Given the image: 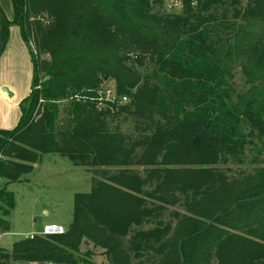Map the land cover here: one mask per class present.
<instances>
[{
	"label": "trees",
	"instance_id": "1",
	"mask_svg": "<svg viewBox=\"0 0 264 264\" xmlns=\"http://www.w3.org/2000/svg\"><path fill=\"white\" fill-rule=\"evenodd\" d=\"M11 4L0 53L17 26L32 79L17 124L0 128V231L15 205L6 183L42 155L92 183L73 194L64 233L0 248V264H97L96 250L103 264H264V166L240 178L213 169L264 143V104L228 82L233 58L264 67V0H181L179 13L157 10L163 0ZM107 79L118 100L99 109Z\"/></svg>",
	"mask_w": 264,
	"mask_h": 264
},
{
	"label": "rangeland",
	"instance_id": "2",
	"mask_svg": "<svg viewBox=\"0 0 264 264\" xmlns=\"http://www.w3.org/2000/svg\"><path fill=\"white\" fill-rule=\"evenodd\" d=\"M180 8L181 0H163L162 7L157 10L163 13H179ZM0 9L8 19L10 17L5 11H8L12 18L11 0H0ZM11 28L17 29L22 41L19 28L15 25L11 26L8 41L0 53V84L9 90L8 85H10L15 90H11V101L0 97V116L8 118L6 125H10L9 120L14 121L19 111L17 106L28 94L32 79V62L26 44L22 41L25 54L18 52L14 44L9 46ZM8 46L11 48L8 49ZM31 47L34 51L32 42ZM233 57L234 55L231 54L229 59L232 60ZM244 62L243 60L238 62L233 58L228 82L234 89V93L249 94L250 97H255L261 104H264V67L259 66L252 59ZM152 69L153 66H147L139 70L142 73H150ZM39 78L42 80L44 77L40 74ZM106 90L115 93L114 80L103 81L98 93L103 94ZM120 126L124 133H133L132 121L122 122ZM245 155L246 157L240 164L231 161L227 164L216 162L213 163V169L228 178H240L249 174L253 169L264 166V143L249 146ZM24 176L26 182H16L17 184L14 183L8 188L13 192L15 205L8 216L9 230L0 231V248L9 249L13 242L25 235L39 233L46 224H59L67 230L72 220L73 194L88 192L92 183V174L89 171L74 166L69 159L57 154L44 156L43 161L37 167H32V170ZM175 209L182 210L179 206L169 207L165 214L166 218L168 212ZM86 248L88 245L81 246L82 251ZM95 252L92 260L97 264H103L102 255L97 250Z\"/></svg>",
	"mask_w": 264,
	"mask_h": 264
},
{
	"label": "crops",
	"instance_id": "3",
	"mask_svg": "<svg viewBox=\"0 0 264 264\" xmlns=\"http://www.w3.org/2000/svg\"><path fill=\"white\" fill-rule=\"evenodd\" d=\"M5 13H6V15L8 16V17H10V19H11V16L9 15V13H8V11H5ZM12 16H13V10H12ZM21 37V36H20ZM22 39V38H21ZM23 41V40H22ZM21 40H20V38H19V34H18V31H17V29L16 28H11V36H10V40H9V46H11L12 44H14L15 46H16V48H17V50H18V52H21L22 54H25L26 52H25V46L23 45V42H22ZM8 46V49L9 48H11V47H9ZM4 85V84H3ZM9 87H10V90L9 89H7L9 92H10V94H11V96H9V94L6 92V91H4V87L2 86V84H0V97H2L3 99H5L6 101L8 100V101H11L12 99H11V97H12V93H11V90H14L10 85H8ZM15 91V90H14ZM13 92V91H12ZM29 93V92H28ZM15 104H17V103H15ZM18 107V106H17ZM19 115H20V112L18 111L17 112V114L15 115V119H14V121H13V119H11V120H9L11 123H10V125H6L5 124V122L7 121L8 122V118H6L5 116L4 117H1L0 116V128H3V129H5V128H7V129H11V128H13V125L18 121V118H19ZM17 124V123H16ZM46 155H51V154H45V155H42V157L39 159V161L37 162V163H34V164H32V167H37L42 161H43V159H44V156H46ZM58 155V154H57ZM16 182H19V183H21V182H26V178H25V176H23L22 178H21V180L20 181H16ZM16 182H11V183H8L7 185H6V188L8 189L9 188V186L10 185H13L14 183H16ZM17 184V183H16ZM9 190V189H8ZM10 191V190H9ZM12 192V191H11ZM51 224H54V223H51Z\"/></svg>",
	"mask_w": 264,
	"mask_h": 264
},
{
	"label": "built area",
	"instance_id": "4",
	"mask_svg": "<svg viewBox=\"0 0 264 264\" xmlns=\"http://www.w3.org/2000/svg\"><path fill=\"white\" fill-rule=\"evenodd\" d=\"M178 5V3H177ZM91 100V99H90ZM118 100V97L116 96V94L114 92H112L111 90H106L105 92L102 93H98L97 98H95L96 101V107L97 108H101L103 106H105L103 104L104 101H109L111 103H115ZM126 98H122V100L120 102H125ZM66 230L59 224H46L43 226L42 230L35 234H29V235H25L23 236V238L25 239H32L34 236L36 235H40V236H45V235H57V234H62L64 233ZM16 264H52L51 262H43V263H21L18 262Z\"/></svg>",
	"mask_w": 264,
	"mask_h": 264
},
{
	"label": "water",
	"instance_id": "5",
	"mask_svg": "<svg viewBox=\"0 0 264 264\" xmlns=\"http://www.w3.org/2000/svg\"><path fill=\"white\" fill-rule=\"evenodd\" d=\"M4 91H6V92L9 94V96H11V94H10V92L7 90V88H4Z\"/></svg>",
	"mask_w": 264,
	"mask_h": 264
}]
</instances>
